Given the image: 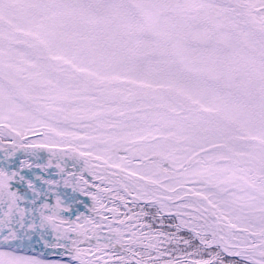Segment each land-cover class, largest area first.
<instances>
[{
    "label": "snow or ice",
    "instance_id": "obj_1",
    "mask_svg": "<svg viewBox=\"0 0 264 264\" xmlns=\"http://www.w3.org/2000/svg\"><path fill=\"white\" fill-rule=\"evenodd\" d=\"M0 150V264H264V0H0Z\"/></svg>",
    "mask_w": 264,
    "mask_h": 264
},
{
    "label": "rangeland",
    "instance_id": "obj_2",
    "mask_svg": "<svg viewBox=\"0 0 264 264\" xmlns=\"http://www.w3.org/2000/svg\"><path fill=\"white\" fill-rule=\"evenodd\" d=\"M30 139H35L36 137H34V136H30L29 137ZM4 143H7L6 145H9V143H10V141H8V140H5L4 142H3V144ZM0 155H4V153H3V151L2 152H0ZM19 155V158L22 160V159H25V156H23V155H21V154H18ZM71 170H73V171H75V169H71ZM54 172H55V170H53ZM61 191L63 192L64 190L63 189H61ZM81 199H83V200H85V202L86 203H88L89 204V207L91 206V201H90V198H88V197H83V196H81L80 197ZM51 203H55V193H53V195H52V199H51V201H50ZM80 211L81 212H84L86 215H91V213L87 210V209H85V208H83V207H80ZM74 222H75V216H72L71 214H67ZM83 247H85V248H87V247H95V244L93 243V244H91V245H89V244H85V245H82ZM29 255H34V254H29ZM34 256H36L37 258H39V259H45V260H50V259H56L55 258V255H50V256H46V257H41V256H38V255H34Z\"/></svg>",
    "mask_w": 264,
    "mask_h": 264
},
{
    "label": "bare ground",
    "instance_id": "obj_3",
    "mask_svg": "<svg viewBox=\"0 0 264 264\" xmlns=\"http://www.w3.org/2000/svg\"><path fill=\"white\" fill-rule=\"evenodd\" d=\"M6 144H7V143H4L3 146H4V147H7L8 145H6ZM0 151H2V150H0ZM17 154H20V153H17ZM42 155L44 156L45 159H47L48 153H47L46 151L43 152ZM2 159H3V156L0 155V160H2ZM69 166H70V168H71V163H70ZM71 169H72V168H71ZM73 169H75V168H73Z\"/></svg>",
    "mask_w": 264,
    "mask_h": 264
}]
</instances>
